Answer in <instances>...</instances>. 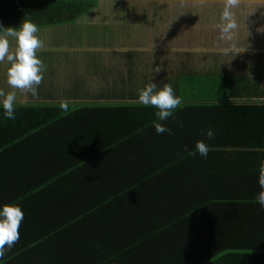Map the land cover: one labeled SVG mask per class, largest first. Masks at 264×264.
I'll return each mask as SVG.
<instances>
[{
  "label": "trees",
  "instance_id": "16d2710c",
  "mask_svg": "<svg viewBox=\"0 0 264 264\" xmlns=\"http://www.w3.org/2000/svg\"><path fill=\"white\" fill-rule=\"evenodd\" d=\"M98 1L0 0V25L26 18L39 29L66 25ZM54 53L65 81L44 78L39 97H17L13 120L0 110V203H18L24 213L0 264H233L232 251L243 248L227 236L241 222L233 226L229 214L253 204L235 182L250 174L244 154L257 163L253 177L264 169V90L251 91L238 76L207 75L227 82L222 98L197 102L183 88L175 119L163 122L171 134H157L154 109L138 102L136 86L124 92L112 73L92 77L81 67L83 74L66 52ZM209 127L210 141L202 135ZM198 140L207 158L184 151ZM250 241L241 251L258 253Z\"/></svg>",
  "mask_w": 264,
  "mask_h": 264
},
{
  "label": "crops",
  "instance_id": "0c3cea01",
  "mask_svg": "<svg viewBox=\"0 0 264 264\" xmlns=\"http://www.w3.org/2000/svg\"><path fill=\"white\" fill-rule=\"evenodd\" d=\"M108 2L111 1L99 0L95 8L66 25L40 28L38 35L44 40V47L38 51V55L45 60L46 71L49 70L47 73H53L56 77L65 73L66 67L57 59V55L54 54L60 67L55 68L53 60L47 58L51 50H44L45 45L55 40L54 37L61 34V29H65L69 31L68 38L73 40L68 42L79 46L72 50L86 56L87 61L82 66H86L90 76L112 73L111 78L117 79L125 88L136 86L134 93L151 78L157 84L170 83L174 92L179 93L181 83L186 85L192 76L204 75L203 72L215 62L224 63L228 72H243L240 73L241 78L251 91L258 94L264 90L263 74H251L260 67L264 68V0H238L237 7L233 9L238 27L231 42L221 40L216 27L224 0H112V5L117 4L122 9L115 14V19L111 15L101 17V10L109 5ZM73 24L76 25L71 28ZM236 41L247 44V49L235 51L233 45ZM251 43H257V48H251ZM219 46L221 50L218 51ZM183 68L197 72L182 81L180 71ZM138 71L143 72L144 76ZM82 73H85L83 69ZM45 75L42 81L49 78ZM139 79L141 82L136 83ZM42 88L43 85L38 86L37 94L40 95ZM21 95L28 100L33 98L26 92H21ZM241 161L247 163L243 170L250 174L239 175L235 182L238 188H246L251 193L253 204L246 208L237 207L229 214L233 226L241 222V227L230 229L227 236L238 240L232 242L241 244L243 248L232 251L236 252L230 256L233 264H249L255 254L260 257L264 253V209H259L254 199L259 185L258 176L252 175H256L257 163L245 154ZM250 238L252 244L258 246V253L241 251L248 250L243 246H250ZM244 240L249 244L243 243ZM259 257L256 258L259 259L257 263L264 264V258Z\"/></svg>",
  "mask_w": 264,
  "mask_h": 264
},
{
  "label": "clouds",
  "instance_id": "9594fccd",
  "mask_svg": "<svg viewBox=\"0 0 264 264\" xmlns=\"http://www.w3.org/2000/svg\"><path fill=\"white\" fill-rule=\"evenodd\" d=\"M238 5V0H224L223 8L219 15L216 27L220 39L233 41L234 33L238 27L233 11ZM40 29L30 18L22 19L16 26L4 27L0 25V64L7 65L5 78L10 91L0 89V110L3 118L15 119L17 101L16 90L37 95L38 86L46 71L44 61L39 58L38 51L44 47V40L38 35ZM137 100L145 107L154 109V130L157 134L168 132L171 129L164 125L167 119H175L174 112L181 103L180 97L175 94L170 83L157 84L153 78L149 79L142 87L137 88ZM60 108L66 110V101H61ZM179 126H183L180 124ZM202 135L209 141L215 133L211 127L203 130ZM187 156L199 155L207 158L208 145L203 140L195 142L190 149L184 146ZM259 191L254 199L259 209H264V169L258 175ZM24 213L18 203H0V257L5 256L19 239L18 229L23 220Z\"/></svg>",
  "mask_w": 264,
  "mask_h": 264
},
{
  "label": "rangeland",
  "instance_id": "374dc122",
  "mask_svg": "<svg viewBox=\"0 0 264 264\" xmlns=\"http://www.w3.org/2000/svg\"><path fill=\"white\" fill-rule=\"evenodd\" d=\"M109 5H107V7L103 8L101 10V17H104L106 15H111V17L113 19H115V14L117 13H120L121 12V7L117 4H113L112 5V1L111 2H108ZM121 5V4H120ZM76 24H73L71 25L70 27H75ZM217 25V24H216ZM67 34H69V31L68 30H65V29H61V34L60 35H56L54 38L55 40L51 41V42H48L46 45H45V51L48 50L51 52L47 53L49 54L50 56H47V58L49 59V61L53 60V64L55 66V68L57 67H60V63L56 60V56H54L55 53H53L54 49L56 50H59V51H64L68 54V58H67V62H68V65L69 67H75L77 68H81L83 67L84 70H86V66H82L86 63L87 61V58L83 57V56H78L76 55L75 53H81V52H78L76 50H72L73 48L75 49V47H79L75 44H72L71 42L69 43L68 40L70 41H73L72 39H69L67 36ZM47 37V35L45 36V38ZM237 44H240L239 41H236V44L233 45V48L236 50H241V49H247V44L243 43V44H240V45H237ZM257 44V43H256ZM256 44H252L250 45L251 48H254L256 49L257 47ZM258 46V45H257ZM221 50V46L218 47V51ZM71 54V55H69ZM39 58H42V55L39 56ZM45 65H46V69H47V64L45 62V60H43ZM225 64L224 63H217L215 62L214 64H212L211 67H209L207 70H205L203 72L204 75L202 76H192L190 78V82L186 83V85H184L183 83H181V91H183V88L186 90L185 91V94L188 96H191L193 97L195 100H199V101H214V99H217V98H222V95L226 90H228V88H226L227 86V82L224 83L222 81V79L218 78V77H210V76H207V75H213V74H230L232 76H238V77H241V74H243V72H238V71H230L228 72L225 68H224ZM62 67V66H61ZM81 68V72H82V69ZM184 70H181L180 71V74L182 75L181 78H182V81H185L186 77L189 76L190 74H195V72L197 71H188L187 68H183ZM202 73V72H201ZM241 73V74H240ZM178 74V73H177ZM251 74H255V75H262V78L261 80L264 81V68L263 67H260L258 69H256L255 71L251 72ZM48 76V75H46ZM48 77H51V78H47L46 80H53L54 81V78L57 79L60 77L59 81L61 83H63L65 81V76L64 74H61V75H58V77H56L55 75H51V76H48ZM1 82V81H0ZM40 85L42 86L43 83H40ZM45 85V84H44ZM43 85V86H44ZM108 88H110V86H106ZM122 89H124V92H126L125 90V87L126 86H121ZM113 89V87L111 88ZM110 89V90H111ZM133 89V87H132ZM37 96L39 97V94H37ZM21 99H27L25 97V95H20L19 96ZM68 99H65L63 101H66Z\"/></svg>",
  "mask_w": 264,
  "mask_h": 264
},
{
  "label": "water",
  "instance_id": "95a60500",
  "mask_svg": "<svg viewBox=\"0 0 264 264\" xmlns=\"http://www.w3.org/2000/svg\"><path fill=\"white\" fill-rule=\"evenodd\" d=\"M262 101H264V100H262Z\"/></svg>",
  "mask_w": 264,
  "mask_h": 264
}]
</instances>
